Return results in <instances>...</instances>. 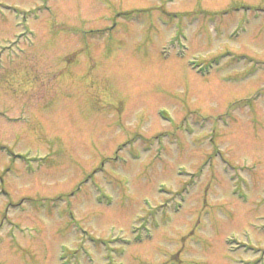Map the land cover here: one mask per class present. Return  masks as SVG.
<instances>
[{"label": "rangeland", "instance_id": "1", "mask_svg": "<svg viewBox=\"0 0 264 264\" xmlns=\"http://www.w3.org/2000/svg\"><path fill=\"white\" fill-rule=\"evenodd\" d=\"M263 8L0 0V264H264Z\"/></svg>", "mask_w": 264, "mask_h": 264}]
</instances>
